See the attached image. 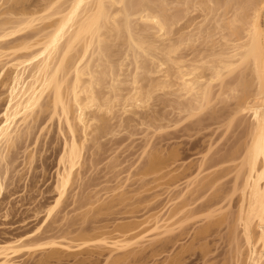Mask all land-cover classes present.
<instances>
[{
	"label": "rangeland",
	"instance_id": "374dc122",
	"mask_svg": "<svg viewBox=\"0 0 264 264\" xmlns=\"http://www.w3.org/2000/svg\"><path fill=\"white\" fill-rule=\"evenodd\" d=\"M47 1L24 0L23 6L26 10L39 11ZM194 1L126 0V6L133 10L143 2L156 11L163 6L162 14L169 26V35L165 39H158L152 26L142 22H132L133 31L159 48L182 38L183 44H175L178 49L172 57L189 60L199 53L206 55L205 52H209L208 31L215 41L227 33L226 30L214 31L217 26L213 21L222 15V11L208 15L194 6ZM222 1H219L220 5ZM232 12L229 11L225 18H230ZM190 33L196 35V39L186 45L183 40ZM113 38L104 42L108 60L102 64L98 62L102 69L95 68L99 72H108L102 87L96 91L112 96L113 92L109 91L114 84L111 86L109 82L114 73L121 80L115 87H119V94L125 96L132 88L130 80L137 70L139 85L143 90L147 89L159 77L153 73L155 61L140 54L141 59L137 60L141 69H137L132 58L135 56L126 45L125 32ZM6 42H0V49ZM98 64L94 61V65ZM105 64L116 70L112 67L108 70ZM239 68L224 76L222 84V80L212 84L209 105L201 112L197 110V114L192 109L195 105L188 107L191 106L187 103L189 98L181 97L173 82L170 88L154 91L145 107L127 109L123 100H118L110 114L104 113L105 117L94 112L96 118L101 115L104 119L96 122V130L88 135L78 172H75L65 197L56 206L55 185L61 170L59 158L64 141L70 136L63 122L45 106L44 96L40 101L41 108L35 114L25 122H17L14 142L0 160V171L4 176L0 195V244L15 239L31 245L44 244L50 239L63 242L64 239L65 243L67 240L85 242V247L92 248L101 227L118 235L126 229V225H120L130 220H141L156 212L165 218L171 212L179 211L174 217L180 218L179 221L175 219L177 224L182 216L186 220L182 219L181 227L174 225L178 227H173L172 236L171 233L165 235L167 238L162 236L166 241L161 238L144 253L130 256L118 264H233L236 245L241 244L240 230L235 227L234 219L250 123L249 115L235 113V110L241 93L254 91V86L248 89L240 84L242 78L248 81L253 78L249 65L247 69L246 66ZM230 88L236 92L231 93ZM5 89L0 86V121L8 102ZM77 133L76 137L80 138L79 131ZM150 161L156 164V168H151L152 172L148 166ZM183 203L187 205L185 208ZM170 205L175 206L174 210ZM47 209L50 216L45 220ZM47 248H36L30 256L21 254L14 264H77L72 257L39 260L44 258ZM152 250H155V256L151 255ZM106 257L105 252L100 256L93 254L83 264H105Z\"/></svg>",
	"mask_w": 264,
	"mask_h": 264
},
{
	"label": "bare ground",
	"instance_id": "6f19581e",
	"mask_svg": "<svg viewBox=\"0 0 264 264\" xmlns=\"http://www.w3.org/2000/svg\"><path fill=\"white\" fill-rule=\"evenodd\" d=\"M219 1L195 0L194 6L208 15L222 11L217 19L213 16V22L217 26L213 30L227 33L219 41H215L208 31L211 42L209 52L184 60L172 57L178 49L177 42L181 43L182 38L176 43L164 44L163 48H159L154 42L137 36L131 26L135 21L149 24L158 39H165L169 35V26L167 27V20L162 14L163 6L156 11L140 2L137 8L129 10L126 0H48L39 11H30L23 6L24 0H0V42L7 40L0 49V86L7 88L8 100L0 121V160L4 159V152L14 142L18 131L17 122H25L35 114L41 108V99L46 96L45 106L51 108L52 113L63 122L70 136L68 141H64L59 158L61 170L57 174L55 185L56 206L65 197L75 172H78L77 167L81 164V153L88 135L96 130V122L104 119V113L112 112L118 100H123L122 104L127 109L145 107L154 91L170 88L173 82L181 97L189 98L187 103L191 106L187 104L188 107L195 105L192 109L197 114V110L208 107L213 83L220 82L224 76L240 69L239 67L244 69L246 66L247 69L249 65L253 78L249 81L242 78L240 84L243 88L254 86V91L242 92L241 98L237 97L239 99L235 110V113L249 115L250 123L249 143L246 144L241 164L244 170L241 169L243 172L237 188L239 205L234 219L235 227L240 230L241 244L236 245L233 264H264V0H224L221 5ZM231 10L233 12L230 18H225ZM26 31L28 33L23 35ZM122 32L126 34L129 51L135 56H132L135 67L140 68V54L141 57L145 55L144 58L151 57L155 61L153 73L159 77L143 90L138 78L136 79L138 70H135L136 74L130 80L132 88L125 96H121V90L115 87V83L118 86L117 82L121 83V80H118V74L113 73L117 76L111 75L112 84H109L114 86L108 90L113 95H100L103 92L98 93L96 88L102 87V80L105 74L108 76V72H99L95 68H101L98 62L102 64L109 58L104 42L111 37L117 38ZM195 39L196 35L190 33L183 41L190 45ZM93 57L96 59L93 60ZM94 61L98 65H94ZM109 67L107 66L108 70L111 67L113 71L116 70L114 66ZM104 68L107 70L103 65ZM222 82L223 80L220 83ZM229 90L231 93L236 92L232 88ZM94 112H98V115L101 113L104 117L100 115L96 118L97 114L94 115ZM78 131L80 138L76 137ZM148 166L150 170L156 168L153 161ZM3 178L0 171V195L3 191ZM121 196L123 197L122 194ZM182 205L183 208L187 206L184 203ZM47 210L45 220L49 218L51 208ZM178 212H169L171 215L165 218L156 212L141 220H130L120 225H126V229L118 235H113L112 230H102L101 227L92 248L85 247V242L74 243L67 240L65 243L64 239L63 242L50 239L44 244L34 245L19 239L3 242L0 244V264H14V260L21 254L27 253L30 256L36 248L43 249L44 246L48 248L44 258L39 259L42 261L72 257L75 258V263L83 264L93 254L100 256L105 252V264H118L130 256L144 253L147 248L157 245L161 238L166 241L162 236L169 233L172 236V231L185 219L182 216V222L178 225L176 220L179 221L180 218H174ZM171 218L173 222H170ZM175 224L178 226H174ZM152 252L150 254L155 256V250Z\"/></svg>",
	"mask_w": 264,
	"mask_h": 264
}]
</instances>
